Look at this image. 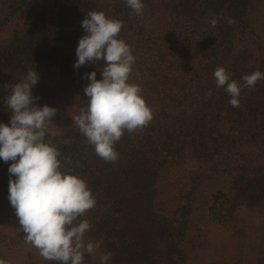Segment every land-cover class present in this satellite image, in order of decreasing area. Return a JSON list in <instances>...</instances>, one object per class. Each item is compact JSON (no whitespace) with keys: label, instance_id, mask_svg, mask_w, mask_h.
Returning <instances> with one entry per match:
<instances>
[{"label":"trees","instance_id":"trees-1","mask_svg":"<svg viewBox=\"0 0 264 264\" xmlns=\"http://www.w3.org/2000/svg\"><path fill=\"white\" fill-rule=\"evenodd\" d=\"M261 1L142 0L143 14L130 15L124 0H0V123L10 124L13 85L35 69V103L57 109L49 127L59 132L51 142L61 170L84 178L96 198L81 217L92 225L84 239L103 243L83 264L109 252L108 264H200L195 249L214 228L226 240L214 264H264V79L232 107L213 75L222 66L242 83L264 73ZM93 10L123 22L118 38L136 57L130 82L153 112L116 143L115 163L72 121L87 106L84 74L102 78V62L74 67ZM11 163L0 159V260L58 264L25 242L8 199Z\"/></svg>","mask_w":264,"mask_h":264},{"label":"clouds","instance_id":"clouds-1","mask_svg":"<svg viewBox=\"0 0 264 264\" xmlns=\"http://www.w3.org/2000/svg\"><path fill=\"white\" fill-rule=\"evenodd\" d=\"M132 11L142 15V0H124ZM229 24L232 19L227 18ZM210 24L217 26V19ZM123 22L109 18L103 11H89L82 21L86 34L79 39L74 67L87 63H103L97 73H85L90 81L84 87L87 106L72 117L86 142L94 146L95 153L105 162H117L119 153L115 145L125 131L142 130L153 120V112L142 96L138 84L131 83L136 57L131 46L118 38ZM217 87H223L231 96L229 104L240 106L243 88L252 89L264 79V73L254 71L241 77L242 83L231 79L224 67L214 71ZM39 74L29 69L25 77L15 83L5 98L12 115L10 124L0 123V159L11 161L8 199L19 220L25 242L31 244L46 261L58 264H83L85 253H95L103 240L85 242L91 230L88 219H81L96 206V198L87 181L72 172H63L60 153L51 138L59 135L49 127L57 109L35 103L32 88ZM207 95L210 97L212 91ZM112 254L100 256V264H108ZM0 264H7L0 260Z\"/></svg>","mask_w":264,"mask_h":264},{"label":"rangeland","instance_id":"rangeland-1","mask_svg":"<svg viewBox=\"0 0 264 264\" xmlns=\"http://www.w3.org/2000/svg\"><path fill=\"white\" fill-rule=\"evenodd\" d=\"M260 5L261 13L258 24L264 33V0L261 1ZM213 230L214 233H209L208 237L205 240H202L199 245H197L195 249V253L198 255L196 263L214 264L218 262V259H220L221 255L224 253V251L220 249V243L218 244V242L226 243V240L221 237V234L217 228H214Z\"/></svg>","mask_w":264,"mask_h":264}]
</instances>
